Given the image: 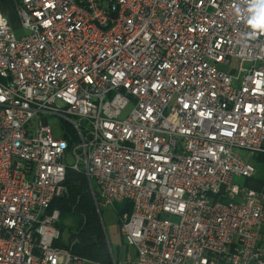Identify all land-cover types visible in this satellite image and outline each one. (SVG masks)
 Listing matches in <instances>:
<instances>
[{"label":"built area","instance_id":"obj_1","mask_svg":"<svg viewBox=\"0 0 264 264\" xmlns=\"http://www.w3.org/2000/svg\"><path fill=\"white\" fill-rule=\"evenodd\" d=\"M11 1L27 33L0 12V264H264V194L237 181L256 172L241 152L264 154L251 0ZM69 168L99 211L132 203L133 255L58 245Z\"/></svg>","mask_w":264,"mask_h":264},{"label":"trees","instance_id":"obj_2","mask_svg":"<svg viewBox=\"0 0 264 264\" xmlns=\"http://www.w3.org/2000/svg\"><path fill=\"white\" fill-rule=\"evenodd\" d=\"M65 185V194L56 197L50 206L51 211L58 209L60 212L58 226L62 231V238L58 245L81 257L110 262L109 240L86 174L69 168ZM131 210L132 203L124 201L118 210L119 217L124 213H131Z\"/></svg>","mask_w":264,"mask_h":264},{"label":"rangeland","instance_id":"obj_3","mask_svg":"<svg viewBox=\"0 0 264 264\" xmlns=\"http://www.w3.org/2000/svg\"><path fill=\"white\" fill-rule=\"evenodd\" d=\"M0 12L8 18L16 37L19 38L27 33V29L21 24L14 2L11 0H0ZM55 134H58L57 130ZM241 153L245 155L246 152L242 151ZM120 208L121 203H116L115 206L101 205L100 214L109 243L119 260H123L129 252L133 255L135 251L133 247L127 246L121 235L119 224L120 217L118 214ZM65 237L67 238V234ZM73 264H76V262Z\"/></svg>","mask_w":264,"mask_h":264},{"label":"crops","instance_id":"obj_4","mask_svg":"<svg viewBox=\"0 0 264 264\" xmlns=\"http://www.w3.org/2000/svg\"><path fill=\"white\" fill-rule=\"evenodd\" d=\"M244 157L255 165L256 172L251 177H238L237 181L264 194V154L256 153L251 155L246 152ZM262 232H264V223Z\"/></svg>","mask_w":264,"mask_h":264},{"label":"clouds","instance_id":"obj_5","mask_svg":"<svg viewBox=\"0 0 264 264\" xmlns=\"http://www.w3.org/2000/svg\"><path fill=\"white\" fill-rule=\"evenodd\" d=\"M249 10L252 12V15L247 23L254 30V33L255 30L264 32V0H251Z\"/></svg>","mask_w":264,"mask_h":264}]
</instances>
